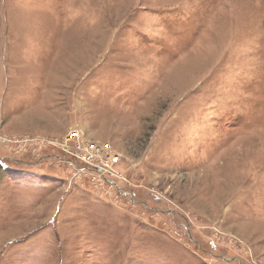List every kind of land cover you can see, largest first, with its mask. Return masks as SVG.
<instances>
[{"label":"rangeland","instance_id":"obj_1","mask_svg":"<svg viewBox=\"0 0 264 264\" xmlns=\"http://www.w3.org/2000/svg\"><path fill=\"white\" fill-rule=\"evenodd\" d=\"M0 264H264V0H0Z\"/></svg>","mask_w":264,"mask_h":264},{"label":"built area","instance_id":"obj_2","mask_svg":"<svg viewBox=\"0 0 264 264\" xmlns=\"http://www.w3.org/2000/svg\"><path fill=\"white\" fill-rule=\"evenodd\" d=\"M72 133H74V134H73V136H72V134H70V139H75V138L79 137V132H72ZM78 147H79V149H81V151L80 150L69 151L70 153H72L73 157L76 158V159H81V158H83V156H85L84 159H86L90 155L94 156V153H96V155H101L100 157L103 156L102 150L104 151V149H102L101 152H100V148L97 147L96 145L92 144L90 146L89 145L83 146V145L79 144ZM82 149H85V150L89 151L90 154L84 155L82 153ZM111 157H112V160H114V162L117 161V158L115 156H111ZM96 167L100 168V169H103V167L99 166V165L96 166Z\"/></svg>","mask_w":264,"mask_h":264},{"label":"bare ground","instance_id":"obj_3","mask_svg":"<svg viewBox=\"0 0 264 264\" xmlns=\"http://www.w3.org/2000/svg\"><path fill=\"white\" fill-rule=\"evenodd\" d=\"M73 134H74V133H72V136H73ZM83 163H84V162H83ZM84 164H85V163H84ZM85 165H86V164H85ZM96 168H97V167H96ZM98 169H99V170H98ZM97 170L100 171V172L102 171L100 168H97Z\"/></svg>","mask_w":264,"mask_h":264}]
</instances>
